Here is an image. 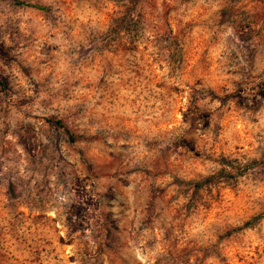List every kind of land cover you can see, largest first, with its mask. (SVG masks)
I'll use <instances>...</instances> for the list:
<instances>
[{"label":"rangeland","instance_id":"374dc122","mask_svg":"<svg viewBox=\"0 0 264 264\" xmlns=\"http://www.w3.org/2000/svg\"><path fill=\"white\" fill-rule=\"evenodd\" d=\"M263 161L264 0H0V264H264Z\"/></svg>","mask_w":264,"mask_h":264},{"label":"trees","instance_id":"16d2710c","mask_svg":"<svg viewBox=\"0 0 264 264\" xmlns=\"http://www.w3.org/2000/svg\"><path fill=\"white\" fill-rule=\"evenodd\" d=\"M238 33H239V37L242 38L243 37L242 36L243 28L241 30H239ZM47 122L49 123L50 126L54 127L55 129H61L63 131V133L68 137V139L70 141H72V135L69 133V131L66 129V127L59 120H55V121L47 120ZM262 163L264 164V161ZM246 169H247L246 166L239 167V168H237V173L239 175H241L243 172H245ZM217 175H222L224 177H227L225 172H224V169L220 170ZM212 179H213L212 176L211 177H207L202 182L195 183L194 187L195 188H200L204 184L212 183ZM245 225H249V223H245Z\"/></svg>","mask_w":264,"mask_h":264}]
</instances>
